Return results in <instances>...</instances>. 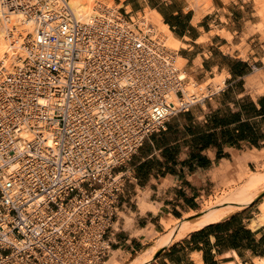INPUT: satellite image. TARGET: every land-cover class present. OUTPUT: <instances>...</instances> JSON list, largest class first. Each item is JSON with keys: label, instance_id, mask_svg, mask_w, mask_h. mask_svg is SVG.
<instances>
[{"label": "built area", "instance_id": "built-area-1", "mask_svg": "<svg viewBox=\"0 0 264 264\" xmlns=\"http://www.w3.org/2000/svg\"><path fill=\"white\" fill-rule=\"evenodd\" d=\"M0 4L32 26L0 66V264H104L127 164L225 80L186 99L153 26L121 8L80 19L70 0Z\"/></svg>", "mask_w": 264, "mask_h": 264}, {"label": "crops", "instance_id": "crops-1", "mask_svg": "<svg viewBox=\"0 0 264 264\" xmlns=\"http://www.w3.org/2000/svg\"><path fill=\"white\" fill-rule=\"evenodd\" d=\"M114 3L129 16L145 10L159 16L178 43L174 52L184 60L182 71L189 80L202 84L216 75H221V84L225 80V88L209 99L205 109L181 112L183 122L168 121L166 131L147 137L126 167L105 263L129 264L166 231L164 222L201 210L200 199L216 187L213 173L218 165L234 160L228 168L241 165L246 172L247 161L260 157L264 91H255L264 80L249 78L264 70V0ZM228 168L215 171L220 182ZM254 203L256 211L251 209ZM258 204L256 200L158 248L147 264H264V223L257 221Z\"/></svg>", "mask_w": 264, "mask_h": 264}, {"label": "bare ground", "instance_id": "bare-ground-1", "mask_svg": "<svg viewBox=\"0 0 264 264\" xmlns=\"http://www.w3.org/2000/svg\"><path fill=\"white\" fill-rule=\"evenodd\" d=\"M70 5L76 17L80 19H85L91 14H96L99 6L112 10H117L119 8V5L114 3L113 0H70ZM5 12L6 14H4ZM131 17H138L139 20L143 19L153 26L156 34L169 49L173 57V65L175 68L179 69V75L182 79L187 78L188 75L182 71L184 60L174 52L177 49L178 43L172 38L167 26L160 22L159 16L154 12L145 10L144 14L138 13L136 16L131 15ZM31 29V23L20 11L6 10V8L0 4V66L5 72L10 71L12 66L18 62V58L24 55L23 42L25 37L31 32ZM221 81V75H216L213 80L202 84H197L187 78L183 86L184 97L186 99H191L189 95L195 94L194 97H196V101L205 95L208 86L211 87L212 91L219 90ZM169 99L174 104L178 102L173 94H170ZM260 152H262L263 155H259L260 157L255 156L254 158H259V160L263 162L264 149ZM242 168L241 165H237L236 167L225 170L220 182L221 185L224 186V193L221 192L213 195L207 200L205 208L198 212L185 215L183 221H174L177 222V225L173 229H169L171 223L164 222L165 229L168 230L166 234L160 236L159 240H154L150 246L144 249L143 252L129 264L149 263L158 248L162 250L167 245L184 238L189 233L209 223L225 219V217L231 213L250 205L256 200H259L257 221L258 223H264V172L257 171L245 173ZM140 201V208L144 210L146 206H144L142 199ZM254 223L256 224V221ZM104 264L117 263L104 262ZM259 264H263V262L261 261Z\"/></svg>", "mask_w": 264, "mask_h": 264}, {"label": "rangeland", "instance_id": "rangeland-1", "mask_svg": "<svg viewBox=\"0 0 264 264\" xmlns=\"http://www.w3.org/2000/svg\"><path fill=\"white\" fill-rule=\"evenodd\" d=\"M114 1V0H113ZM175 52H177V50L175 51ZM263 62H264V59H263ZM257 66L258 67H261V64L260 65H258L257 64ZM264 71V70H263ZM263 71H257L258 73H256V74H254L252 77H250L249 78V82H252L253 80H257L256 78H258V77H261L262 78V80H264V72ZM259 79V78H258ZM195 80V79H194ZM220 87H222V84L220 83V85H219ZM219 87V88H220ZM218 90V89H217ZM255 90H252V92H254ZM261 91H264V85H261V84H259V86H258V88H257V91H255V92H261ZM209 100L207 99V100H205L204 102H201V103H197V104H195V105H193L188 111H191V112H198V110L199 109H205V105H206V103L208 102ZM173 123V124H178V123H181V122H183L182 121V116L181 115H179V113L178 114H176V115H174V116H172L170 119H169V123ZM245 154V153H244ZM244 154H242L241 156H243ZM257 155H258V152H257ZM259 155H263L262 154V152L261 153H259ZM234 157H238V156H234ZM249 161H251V160H249ZM233 162H234V160H231V163H222V164H220V165H218L215 169H214V173H213V178H214V180L216 181V187L214 188V189H211V191L209 190V191H207L206 193H205V196L204 197H202L201 199H200V207H201V209H203V208H205V206L207 205V200L209 199V198H211L213 195H215L216 193H221V192H223L224 191V186H222L221 185V183H220V177H218L216 174H215V171L217 170V169H220V168H228V167H230L232 164H233ZM130 163H131V161L127 164V168L128 167H130ZM126 168V169H127ZM244 170L246 171L245 173H251V172H257V171H263L264 172V161L262 162L261 160H259V158L257 159V158H255V160H252L251 162H248L247 161V163L245 164V166H244ZM223 174V173H222ZM220 189V190H219ZM222 189V190H221ZM226 191V190H225ZM211 194V196H208V194ZM224 193V192H223ZM251 209L253 210V211H256V203H254L253 205H252V207H251ZM187 215V214H186ZM174 221H176L175 219H172V222H171V226H170V228L169 229H173L176 225H177V222H174ZM178 221H183V218L182 219H180V220H178ZM174 223V224H173ZM162 232H164V229H162L161 230ZM166 231H168V230H166ZM166 231L163 233V234H161L160 236H162V235H164V234H166ZM160 236L157 238V240H159V238H160ZM123 264H128L127 262L126 263H123Z\"/></svg>", "mask_w": 264, "mask_h": 264}, {"label": "trees", "instance_id": "trees-1", "mask_svg": "<svg viewBox=\"0 0 264 264\" xmlns=\"http://www.w3.org/2000/svg\"><path fill=\"white\" fill-rule=\"evenodd\" d=\"M213 119H214V121H216L217 117L214 116ZM167 125L169 126V124H166V130H167ZM166 130H165V131H166ZM159 133H160V132H159ZM227 135H229V134H227ZM226 141H230V140H226ZM208 143H209V142H207L206 145H208Z\"/></svg>", "mask_w": 264, "mask_h": 264}]
</instances>
